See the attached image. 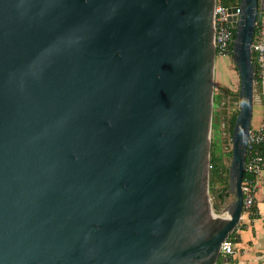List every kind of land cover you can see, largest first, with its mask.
Returning <instances> with one entry per match:
<instances>
[{"label": "water", "instance_id": "95a60500", "mask_svg": "<svg viewBox=\"0 0 264 264\" xmlns=\"http://www.w3.org/2000/svg\"><path fill=\"white\" fill-rule=\"evenodd\" d=\"M214 1L0 0V264H218L243 210L264 0L229 16L239 108L219 214Z\"/></svg>", "mask_w": 264, "mask_h": 264}, {"label": "built area", "instance_id": "2783aa9c", "mask_svg": "<svg viewBox=\"0 0 264 264\" xmlns=\"http://www.w3.org/2000/svg\"><path fill=\"white\" fill-rule=\"evenodd\" d=\"M236 7L235 12L230 8ZM239 0L214 1V48L215 55L232 57L234 27L229 21L230 15L239 13ZM251 54L254 55V97L260 104L257 122L250 126L246 145L244 172L241 182L242 215H252L257 193L261 187L264 172V20H256L251 42ZM241 219V218H240ZM235 243L226 238L220 248L221 255L233 256Z\"/></svg>", "mask_w": 264, "mask_h": 264}, {"label": "crops", "instance_id": "0c3cea01", "mask_svg": "<svg viewBox=\"0 0 264 264\" xmlns=\"http://www.w3.org/2000/svg\"><path fill=\"white\" fill-rule=\"evenodd\" d=\"M257 19L264 20V11H259ZM219 66V73H221L220 69L226 65ZM219 83H225V80L223 81L220 76ZM223 87H227V84L219 85L220 90ZM234 233L238 237V241L234 244L235 254L228 256V264H264V172L253 213L252 215L244 214L241 217ZM220 263L221 258L218 264Z\"/></svg>", "mask_w": 264, "mask_h": 264}, {"label": "trees", "instance_id": "16d2710c", "mask_svg": "<svg viewBox=\"0 0 264 264\" xmlns=\"http://www.w3.org/2000/svg\"><path fill=\"white\" fill-rule=\"evenodd\" d=\"M258 20V19H257ZM252 61L254 63V55H252ZM236 69V68H235ZM237 97V98H236ZM231 98L233 100H238V91L233 93L230 88L223 87L218 92H214L213 95V108L216 107L217 104H224L225 99ZM238 113V110L234 111L231 116L228 118L227 125V134L228 137L231 138V132L234 125L235 117ZM217 120L216 123L211 125V130L215 128L217 130ZM223 131H220L221 136ZM231 158V148L228 153ZM224 153L222 147L219 143L211 136L210 143V167H209V191L211 194V203L213 205V211L216 214H219L221 209L230 203L234 199V195L229 192L228 186V168L229 165H226L223 161ZM229 239H231L234 243L238 241V237L235 235L234 231L230 233Z\"/></svg>", "mask_w": 264, "mask_h": 264}, {"label": "rangeland", "instance_id": "374dc122", "mask_svg": "<svg viewBox=\"0 0 264 264\" xmlns=\"http://www.w3.org/2000/svg\"><path fill=\"white\" fill-rule=\"evenodd\" d=\"M226 65L224 68L220 69L219 73V65ZM228 64V65H227ZM215 77H214V92H218L219 85L227 84V87L235 93L239 89V77L237 74V71L234 67V64L232 62V58L229 57H221V56H216L215 59ZM219 76L222 78V80H225V83H219ZM237 98V97H236ZM239 108V103L238 100H233L231 98L225 99L224 104L220 105L217 104L215 108H213L212 111V120L213 123H216L217 120V130L214 128L213 132L211 130V136L219 143V145L222 147L223 153H224V158L223 161L226 165L230 164V155L228 153L230 152L231 148V142L230 138L228 137V132H227V125H228V118L231 116V114L238 110ZM260 104L257 101V99L254 97L253 98V112H252V120H251V126H253L259 117L260 113ZM224 130V134H222L220 131ZM209 196L211 198V194L209 191ZM212 201V200H211Z\"/></svg>", "mask_w": 264, "mask_h": 264}, {"label": "flooded vegetation", "instance_id": "af4514ba", "mask_svg": "<svg viewBox=\"0 0 264 264\" xmlns=\"http://www.w3.org/2000/svg\"><path fill=\"white\" fill-rule=\"evenodd\" d=\"M220 258H222V255H221V257Z\"/></svg>", "mask_w": 264, "mask_h": 264}]
</instances>
